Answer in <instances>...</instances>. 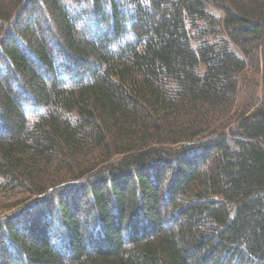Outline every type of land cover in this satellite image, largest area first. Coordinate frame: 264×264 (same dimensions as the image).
<instances>
[{"label": "trees", "instance_id": "1", "mask_svg": "<svg viewBox=\"0 0 264 264\" xmlns=\"http://www.w3.org/2000/svg\"><path fill=\"white\" fill-rule=\"evenodd\" d=\"M0 264H264V0H0Z\"/></svg>", "mask_w": 264, "mask_h": 264}, {"label": "rangeland", "instance_id": "2", "mask_svg": "<svg viewBox=\"0 0 264 264\" xmlns=\"http://www.w3.org/2000/svg\"><path fill=\"white\" fill-rule=\"evenodd\" d=\"M261 97V96H260Z\"/></svg>", "mask_w": 264, "mask_h": 264}]
</instances>
